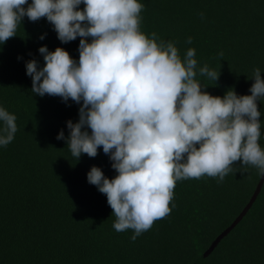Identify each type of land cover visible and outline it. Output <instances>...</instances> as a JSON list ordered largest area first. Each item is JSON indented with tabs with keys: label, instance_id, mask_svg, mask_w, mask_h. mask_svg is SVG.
<instances>
[{
	"label": "trees",
	"instance_id": "obj_1",
	"mask_svg": "<svg viewBox=\"0 0 264 264\" xmlns=\"http://www.w3.org/2000/svg\"><path fill=\"white\" fill-rule=\"evenodd\" d=\"M139 2L143 32L175 42L181 57L195 48L198 68L220 72L216 82L197 76L205 91L251 95L253 70L264 76V0ZM80 39L63 43L46 18L25 16L16 36L0 45V106L17 117L18 128L14 140L0 146V264H264V184L247 213L204 255L251 198L261 176L254 166L234 164L223 182L208 176L178 181L170 214L135 241L133 230L113 228L106 195L87 180L93 166L114 178L113 161L102 147L96 157L77 160L67 146V122L79 121L82 102L34 94L26 73L31 60L45 65L42 46L62 47L78 62ZM258 106L264 148V97ZM61 130L65 139L58 140Z\"/></svg>",
	"mask_w": 264,
	"mask_h": 264
},
{
	"label": "clouds",
	"instance_id": "obj_2",
	"mask_svg": "<svg viewBox=\"0 0 264 264\" xmlns=\"http://www.w3.org/2000/svg\"><path fill=\"white\" fill-rule=\"evenodd\" d=\"M143 10L139 0H0V45L16 36L25 16L46 18L63 43L81 38L78 62L62 47L42 46L45 65L31 60L26 73L34 94L82 102L79 121L67 122V146L77 160L96 157L101 147L110 156L118 174L109 179L93 166L87 180L106 195L113 228L133 230L132 241L170 214L178 181L223 182L237 163L264 175L260 68L253 70L251 95L230 89L213 96L197 76L216 82L220 72L198 68L195 48L181 57L175 42L143 32ZM16 120L0 106V146L14 140ZM57 139H65L63 130Z\"/></svg>",
	"mask_w": 264,
	"mask_h": 264
},
{
	"label": "water",
	"instance_id": "obj_3",
	"mask_svg": "<svg viewBox=\"0 0 264 264\" xmlns=\"http://www.w3.org/2000/svg\"><path fill=\"white\" fill-rule=\"evenodd\" d=\"M263 184H264V175H261L260 179H259V181H258V183L254 189V192H253L251 198L249 199L248 203L245 205L244 209L233 220V222L226 229L221 231V233H219V235H217V237L211 242L210 246L208 247V249L204 253L205 256L209 255L215 249V247L225 237V235L228 234L231 231V229L239 222V220L247 213V211L250 209V207L255 202L259 192L262 189ZM194 264H197V263H194Z\"/></svg>",
	"mask_w": 264,
	"mask_h": 264
}]
</instances>
